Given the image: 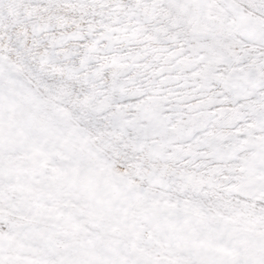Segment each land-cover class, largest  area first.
<instances>
[{
  "label": "snow or ice",
  "instance_id": "obj_1",
  "mask_svg": "<svg viewBox=\"0 0 264 264\" xmlns=\"http://www.w3.org/2000/svg\"><path fill=\"white\" fill-rule=\"evenodd\" d=\"M0 264H264V0H0Z\"/></svg>",
  "mask_w": 264,
  "mask_h": 264
}]
</instances>
